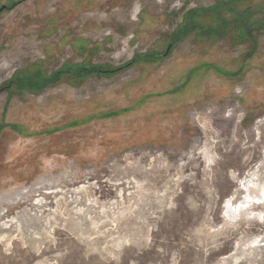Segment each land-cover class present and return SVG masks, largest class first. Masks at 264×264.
Here are the masks:
<instances>
[{
    "label": "rangeland",
    "instance_id": "obj_1",
    "mask_svg": "<svg viewBox=\"0 0 264 264\" xmlns=\"http://www.w3.org/2000/svg\"><path fill=\"white\" fill-rule=\"evenodd\" d=\"M8 3L0 264H264V0Z\"/></svg>",
    "mask_w": 264,
    "mask_h": 264
},
{
    "label": "flooded vegetation",
    "instance_id": "obj_2",
    "mask_svg": "<svg viewBox=\"0 0 264 264\" xmlns=\"http://www.w3.org/2000/svg\"><path fill=\"white\" fill-rule=\"evenodd\" d=\"M11 7V4H1L0 5V16L2 15V13L5 11V10H7V9H9ZM263 24H264V22L262 23H257V24H255V28L257 27H259V26H263ZM260 28V27H259ZM249 32H250V30H248ZM180 35L181 34H178L176 37L178 38V37H180ZM175 36H173V38H174ZM173 42V41H172ZM171 45H172V43L166 48V50H165V53H168V52H172V50H173V46L171 47ZM187 78L189 79V75H187Z\"/></svg>",
    "mask_w": 264,
    "mask_h": 264
},
{
    "label": "trees",
    "instance_id": "obj_3",
    "mask_svg": "<svg viewBox=\"0 0 264 264\" xmlns=\"http://www.w3.org/2000/svg\"><path fill=\"white\" fill-rule=\"evenodd\" d=\"M81 69H82V70H85L86 68H85V67H84V68L82 67ZM90 70H91V69H90ZM90 70H89V71H90ZM93 71H95V70H93ZM48 82H49V81H46V83H48ZM42 85H43V84H42ZM42 85H41V86H42Z\"/></svg>",
    "mask_w": 264,
    "mask_h": 264
},
{
    "label": "bare ground",
    "instance_id": "obj_4",
    "mask_svg": "<svg viewBox=\"0 0 264 264\" xmlns=\"http://www.w3.org/2000/svg\"><path fill=\"white\" fill-rule=\"evenodd\" d=\"M251 190V189H250ZM253 203V202H252Z\"/></svg>",
    "mask_w": 264,
    "mask_h": 264
}]
</instances>
